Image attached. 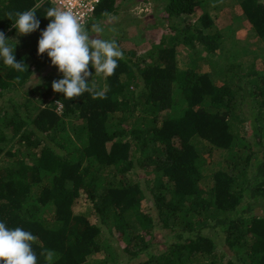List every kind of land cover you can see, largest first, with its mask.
I'll return each instance as SVG.
<instances>
[{"label":"trees","instance_id":"1","mask_svg":"<svg viewBox=\"0 0 264 264\" xmlns=\"http://www.w3.org/2000/svg\"><path fill=\"white\" fill-rule=\"evenodd\" d=\"M164 1L159 41L145 53L110 28L124 58L107 78L90 62L92 93L65 98L52 89L62 76L45 78L0 108V219L37 236L39 264L46 249L55 264H264V75L214 61L227 46L203 10L209 0ZM237 1L264 42V0ZM117 3L102 0L89 30L120 14ZM36 5L44 29L50 3L0 0L6 38L17 33L16 14ZM39 39L9 41L26 65L19 72L0 61V99L50 64ZM34 95L55 99L42 108ZM83 194L93 207L76 215ZM158 231L169 237L154 253Z\"/></svg>","mask_w":264,"mask_h":264},{"label":"clouds","instance_id":"2","mask_svg":"<svg viewBox=\"0 0 264 264\" xmlns=\"http://www.w3.org/2000/svg\"><path fill=\"white\" fill-rule=\"evenodd\" d=\"M39 5L16 14L14 27L20 35H28L40 30L38 54L45 53L51 64L57 67L62 77L52 82V89L62 93L65 98L81 97L92 93L90 87L94 76L103 74L110 77L115 73L124 53L115 40L97 39L90 30L82 24L81 19L70 9L50 7L45 18L49 20L46 28L41 29V21L37 18L36 9ZM95 31L101 32L99 26ZM3 31H0V61L12 69L23 72L25 63L16 58V45L9 44ZM95 70V74L89 70ZM28 70V69H27ZM92 77L91 82L88 78ZM103 96V92H95ZM31 231L22 227H9L7 222L0 219V264H39L33 244L37 241ZM45 264H55L57 254L54 250L46 249L40 253Z\"/></svg>","mask_w":264,"mask_h":264},{"label":"rangeland","instance_id":"3","mask_svg":"<svg viewBox=\"0 0 264 264\" xmlns=\"http://www.w3.org/2000/svg\"><path fill=\"white\" fill-rule=\"evenodd\" d=\"M216 3L214 0H209L208 4L203 8L204 11H208L213 17L216 28L221 31L225 38V45L227 46V54L223 53L220 56L212 57L220 67H227L229 60L236 61L238 65L242 66L246 74L257 73L260 76L264 75V42H262L254 33L253 28L247 20L246 15L241 9L237 0H218ZM166 1L161 0L159 3L155 0H118L117 5L120 7V14L110 17L106 22L102 23L101 32H96L95 29L90 31V34L97 39H107V37H114V31L110 28H116L126 30L129 37L124 41L129 45L138 48L142 54L151 48L153 43H158L159 37L155 38L153 35L155 28L161 26H154L156 20L163 19V12L161 6L165 5ZM218 4V8H216ZM96 22V21H95ZM94 22V23H95ZM93 23V24H94ZM91 25V27L93 26ZM109 27L108 29H106ZM120 27V28H119ZM167 25L164 27L166 29ZM86 29H89L88 27ZM158 29V28H157ZM162 32V28H159L157 34ZM40 38L38 32H34L28 35H20L18 32L14 34L10 39L15 42H29L35 44ZM108 40V39H107ZM202 48L200 49V51ZM188 49L180 47L181 53L179 60L181 65L184 66L185 59L188 56ZM29 50L24 51L22 54H29ZM226 54V58L222 57ZM222 57V58H221ZM226 59V61L221 60ZM230 61V62H231ZM221 64V65H220ZM204 71H210L211 67L209 62H202ZM62 76L57 67L50 64L43 68L41 71H36L27 85L20 91L6 93L4 98L0 99V108H9V99L16 98V101L25 99V91H31L40 85L46 83L45 78H56ZM43 79V80H42ZM44 91L41 90V94ZM41 95H34L26 97L33 102V106H39L44 108L51 103L55 96H53L49 102L44 103L41 100ZM59 112V110L57 109ZM33 114H37V111H33ZM61 114V112H59ZM13 151L18 149V146L14 142L9 146ZM215 155L213 158H216ZM142 180L145 178L142 174L140 177ZM143 182V181H141ZM150 208L153 207L152 203H149ZM91 202L86 195H82L76 205L73 207V211L76 215L84 214L90 211L92 208ZM92 221L95 222L94 217ZM168 233L165 231H158L157 240L153 246L154 253H160L164 251V247L161 244L162 241L167 242Z\"/></svg>","mask_w":264,"mask_h":264},{"label":"built area","instance_id":"4","mask_svg":"<svg viewBox=\"0 0 264 264\" xmlns=\"http://www.w3.org/2000/svg\"><path fill=\"white\" fill-rule=\"evenodd\" d=\"M44 2L72 10L86 28H90L96 21V13L102 4V0H44ZM57 109L62 112V105H59Z\"/></svg>","mask_w":264,"mask_h":264},{"label":"crops","instance_id":"5","mask_svg":"<svg viewBox=\"0 0 264 264\" xmlns=\"http://www.w3.org/2000/svg\"><path fill=\"white\" fill-rule=\"evenodd\" d=\"M91 28V27H90Z\"/></svg>","mask_w":264,"mask_h":264}]
</instances>
